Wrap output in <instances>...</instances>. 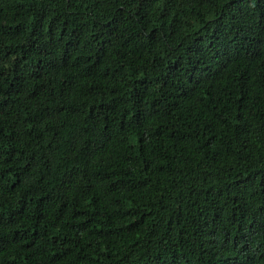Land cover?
<instances>
[{"label":"trees","instance_id":"16d2710c","mask_svg":"<svg viewBox=\"0 0 264 264\" xmlns=\"http://www.w3.org/2000/svg\"><path fill=\"white\" fill-rule=\"evenodd\" d=\"M0 264H264V0H0Z\"/></svg>","mask_w":264,"mask_h":264}]
</instances>
